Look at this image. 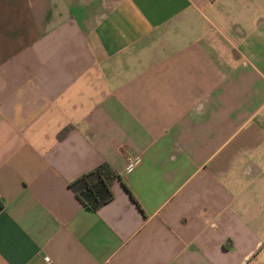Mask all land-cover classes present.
<instances>
[{"label": "crops", "instance_id": "1", "mask_svg": "<svg viewBox=\"0 0 264 264\" xmlns=\"http://www.w3.org/2000/svg\"><path fill=\"white\" fill-rule=\"evenodd\" d=\"M0 264H264V0H0Z\"/></svg>", "mask_w": 264, "mask_h": 264}, {"label": "trees", "instance_id": "2", "mask_svg": "<svg viewBox=\"0 0 264 264\" xmlns=\"http://www.w3.org/2000/svg\"><path fill=\"white\" fill-rule=\"evenodd\" d=\"M68 129V126L62 128L57 137L64 135ZM115 179H118L117 173L107 162L102 161L78 175L67 186L87 210L95 212L111 200V183Z\"/></svg>", "mask_w": 264, "mask_h": 264}, {"label": "built area", "instance_id": "3", "mask_svg": "<svg viewBox=\"0 0 264 264\" xmlns=\"http://www.w3.org/2000/svg\"><path fill=\"white\" fill-rule=\"evenodd\" d=\"M139 157H135V156H130L126 159V169H130L132 168L135 164H137L139 162ZM44 261H48L47 257L43 258Z\"/></svg>", "mask_w": 264, "mask_h": 264}]
</instances>
